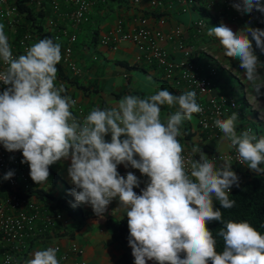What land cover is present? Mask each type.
<instances>
[{
    "label": "clouds",
    "instance_id": "clouds-1",
    "mask_svg": "<svg viewBox=\"0 0 264 264\" xmlns=\"http://www.w3.org/2000/svg\"><path fill=\"white\" fill-rule=\"evenodd\" d=\"M231 6L241 15L258 12L264 17L261 0H234ZM207 34L219 38L227 57L238 58L254 98L264 95V77L258 72L264 62L256 53L264 54V28L254 27L251 20L237 30L220 23ZM61 59V44L50 37L15 56L0 23V82L5 86L0 92V144L9 152L22 151L21 163H28L30 178L49 184V166L63 158L70 160L67 173L73 187L67 191L74 197L73 208L87 204L103 218L117 198L127 216L134 264H264V234L246 220L224 221L214 207V200L223 209L235 205L229 193L240 187V178L232 158L217 164L197 145L187 158L182 155L177 139L182 122L202 111L196 92L175 95L165 88L144 98L129 94L80 119L71 111L76 100L63 83H55ZM163 105L176 108L164 121ZM239 122L233 111L214 125L236 148L240 163L264 174V136L258 138L252 128L238 131ZM197 152L202 153L198 159ZM120 164L149 178L140 194L133 190L140 179L131 171L120 175ZM13 176L14 170H8L3 179ZM211 221L223 224L216 233L224 245L219 252L206 226ZM58 252V247L36 250L26 264H59ZM12 260L7 256L5 264Z\"/></svg>",
    "mask_w": 264,
    "mask_h": 264
},
{
    "label": "crops",
    "instance_id": "crops-1",
    "mask_svg": "<svg viewBox=\"0 0 264 264\" xmlns=\"http://www.w3.org/2000/svg\"><path fill=\"white\" fill-rule=\"evenodd\" d=\"M57 1L61 9L70 8L66 0ZM91 1L88 18L85 21L73 25L64 16H60L58 19L61 26L76 33V39L71 44V55L80 71L72 73L58 63L56 66L61 68L64 77L57 73L55 81L59 85L63 83L67 94L76 97L86 115L95 107L104 109L129 94L144 98L165 88L175 95L189 91L185 83L164 77L159 66L154 62L146 61L141 56L142 49L138 44L129 40H120L116 48L110 49L98 43L99 34L111 27L116 18L120 17L124 26H127L133 24L139 17V19H144L145 25L160 28L163 31L174 25H179L183 32L182 37L178 40L180 43L194 46L204 43L206 51H204L205 53L198 52L197 60L202 64L208 56H212L222 65L218 68L217 75L207 94L234 96L237 107L229 110L227 117L233 111L237 112L240 120L238 131L245 130L246 126H251L258 138L264 136V95L254 98L252 85L246 79L238 58L227 57L219 38L207 34L211 26H219L220 23L230 25L233 30H237L251 20L252 25L258 27L259 21L263 18L260 13L241 15L231 6L229 13L234 14L235 18L230 19L227 13H216V10L224 5V0H210V5H206L208 0H196L197 4L192 6H185L184 0ZM261 3H264V0H261ZM45 13L52 14L48 5H46ZM159 16L164 17V22L161 24L157 22ZM200 16L203 17L205 25L200 35L196 37L192 21ZM178 41L165 39L160 43L176 57L180 55ZM55 42L61 44L62 51L65 43L64 38L60 37ZM258 72L261 77H264V68H259ZM232 85L236 87L233 88ZM261 92H264V87L261 88ZM237 95L241 97L238 98ZM204 99V94H196L197 102ZM175 111V107L161 106L162 121ZM248 120L250 122H247ZM177 139L184 150L192 154L193 147L197 145L208 158H215L217 164L222 163V160L228 157V139L222 132L213 136L207 130L202 129L198 124L196 113L192 114L191 120L185 119L182 122L181 135ZM106 141H110V134L106 135ZM200 155L202 153L197 152L194 154V158L198 159ZM69 165L70 160L62 158L61 161L49 166V184L47 182L36 184L38 188H42L50 195L63 198V205L57 209L60 212L59 219L50 231H44L41 236H45L48 242H57L60 246L59 251L68 253L67 259L63 263L59 261V264H72L73 259L79 258L83 259V264H123L120 261L122 247L115 234V223L124 215V209L119 207L118 199L114 198L107 206L103 218H100L94 214L90 205L84 204L76 207L79 218L74 220V208L68 205L65 198L68 191L64 192L65 189L73 187L67 173ZM231 167L240 177L243 172H251L243 163L233 161ZM117 171L122 176L129 171L133 172L141 181L139 188L134 187L138 190L145 187L149 179L138 169L125 168L123 164L117 165ZM71 197L74 201V197L72 195ZM43 241L40 240L41 243L30 248L29 255H27V259L25 258L26 261L32 258V254L36 250L44 249ZM71 243L82 248L79 255L69 251ZM58 254L59 252L57 257ZM146 264H151V261H146Z\"/></svg>",
    "mask_w": 264,
    "mask_h": 264
},
{
    "label": "built area",
    "instance_id": "built-area-1",
    "mask_svg": "<svg viewBox=\"0 0 264 264\" xmlns=\"http://www.w3.org/2000/svg\"><path fill=\"white\" fill-rule=\"evenodd\" d=\"M136 2L137 0H131ZM185 6L197 4L196 0H184ZM234 0H224V5L216 10V13H227L230 19L235 15L229 13ZM69 9H61L57 0H0V23L5 25V33L9 37V43L13 54L18 56L24 54L25 50L39 40L50 37L54 42L63 37L65 43L61 51V61L64 69L72 73L80 71L71 55V44L76 39L75 31H69L65 26L59 24V17L68 18L70 24L76 25L88 18V10L91 0H66ZM158 3V1H157ZM208 0L206 5H210ZM46 5L49 6L52 14H46ZM253 12L251 15H253ZM27 15H31L28 17ZM264 18V17H263ZM158 23L164 22V17H157ZM203 17H196L192 21L194 35H200L204 28ZM182 28L174 25L168 30L150 27L145 25L143 18H136L131 25L124 26L120 17L116 18L114 24L102 31L98 36V43L110 49H114L120 40H129L138 44L142 49L141 56L148 62H154L160 67L164 77L172 78L176 82L182 81L187 85L189 91L196 94H204L205 99L197 102L202 111L197 114L199 126L207 130L211 135L217 136L221 131L215 127L216 119H225L229 110L237 107V102L230 94H207L217 75L221 63L212 56H208L204 63H200L196 54L206 51L204 43L192 44L180 43ZM178 41L180 50L179 56L170 54L162 45V40ZM205 53V52H204ZM93 58L95 55L93 54ZM4 67L0 62V69ZM203 69V70H200ZM57 86L59 84L55 82ZM5 86L0 82V92ZM76 105L71 109L73 114L80 119L86 113L74 95ZM251 128V126H246ZM106 140V136H105ZM227 156L235 163L239 162L236 148L230 146ZM191 153L184 150L182 155L186 158ZM11 157V158H10ZM22 151L9 152L0 144V264H5L7 256L13 257L10 264H26L25 256L30 244L37 239L45 240L41 236L44 231H50L60 217L58 210L44 206L43 201L36 196L26 194L28 189L36 188V183L30 178L28 163H21ZM8 170H14V176L4 180L3 175ZM239 176V175H238ZM240 178V176H239ZM137 194L140 190L134 188ZM44 249L47 247L60 246L57 242H44ZM69 251L80 254L82 248L71 243ZM66 251H59L57 259L63 263L67 259ZM82 258L73 259L72 264H83Z\"/></svg>",
    "mask_w": 264,
    "mask_h": 264
},
{
    "label": "trees",
    "instance_id": "trees-1",
    "mask_svg": "<svg viewBox=\"0 0 264 264\" xmlns=\"http://www.w3.org/2000/svg\"><path fill=\"white\" fill-rule=\"evenodd\" d=\"M27 16L31 17V15ZM262 20H264V18L259 21V28H264V22H261ZM256 53L260 61L264 62V54H260L259 50H256ZM56 67L58 69L57 73L64 77L61 68L59 66ZM261 167H264V165H261ZM25 193H32L53 210H57L63 205V198L54 197L40 187L28 189ZM229 198L235 200V205L230 209L221 208L219 202L214 200V207L220 208L223 220H232L235 222L246 220L261 232V234H264V174L255 173L253 171L250 173L243 172L240 177V187H232L229 193ZM206 226L213 232V236L217 239L216 250L218 252L222 251L224 246L223 239L217 237L216 233L223 227V224L219 221H211L208 222ZM115 234L122 247L120 261L123 264H134V257L132 256L131 248L128 245L127 239L129 236V228L127 225L126 214L116 221ZM151 264H156V262L151 261ZM209 264H211L210 261Z\"/></svg>",
    "mask_w": 264,
    "mask_h": 264
},
{
    "label": "rangeland",
    "instance_id": "rangeland-1",
    "mask_svg": "<svg viewBox=\"0 0 264 264\" xmlns=\"http://www.w3.org/2000/svg\"><path fill=\"white\" fill-rule=\"evenodd\" d=\"M235 85H236V84H235ZM235 85H232L233 88L236 87ZM231 91H232V88H231ZM233 95H234V94H233ZM237 97L240 98L241 96H240V95H237ZM233 98H234V96H233ZM247 122H250V120H248ZM66 191H67V190L65 189L64 192H66ZM65 198H66V200H67L68 205H69L70 207H72V206H71V203L73 202V199H72L71 195L68 194V192L65 194ZM78 218H79V212H78L77 208L75 207V208H74V213H73V219H74V220H77ZM44 242H48V240L45 239ZM37 243H41L39 239H37L35 242H32V243L30 244V248H31L33 245L37 244ZM30 248L27 250V253H26V256H25L26 259H27V255H29V250H30Z\"/></svg>",
    "mask_w": 264,
    "mask_h": 264
}]
</instances>
